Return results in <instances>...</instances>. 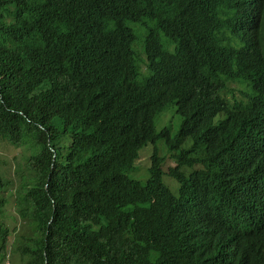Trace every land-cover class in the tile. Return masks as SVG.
Segmentation results:
<instances>
[{
    "label": "trees",
    "instance_id": "16d2710c",
    "mask_svg": "<svg viewBox=\"0 0 264 264\" xmlns=\"http://www.w3.org/2000/svg\"><path fill=\"white\" fill-rule=\"evenodd\" d=\"M0 137L31 150L22 264H264V0H0ZM156 141L177 194L155 152L129 174Z\"/></svg>",
    "mask_w": 264,
    "mask_h": 264
},
{
    "label": "rangeland",
    "instance_id": "374dc122",
    "mask_svg": "<svg viewBox=\"0 0 264 264\" xmlns=\"http://www.w3.org/2000/svg\"><path fill=\"white\" fill-rule=\"evenodd\" d=\"M136 41L132 47L133 52L136 56H140L143 59V50L141 39L144 37V33L138 28V25L134 28ZM162 45L165 49H168V41L162 39ZM144 67L141 65V72H143ZM142 78L139 77L137 81ZM181 117L177 113V108L175 104L166 105L165 108L161 109V112L157 115L154 122L156 131L162 129V127H172L174 131L181 126ZM153 149L156 150L157 154L163 159L162 169L165 172H169L171 169L177 166L175 159V152H171L166 149L161 143H156L154 148L150 144L145 145L138 151V158L133 163V168L130 169V176L133 179L144 181L147 176V170L150 164L149 156ZM31 154V150L28 149L26 144L14 145L9 141L0 137V169H2L3 178L6 181L7 188L2 194V198L5 199V204L0 206V217L4 225L10 229L11 236L9 238L10 242L14 241L13 252L9 251V255L4 262V264H22L21 257L15 248L20 244L22 238H27L32 236L33 227L30 222L21 218L18 214V207L15 203L14 188L28 178V157ZM166 183L174 189L175 194H177L176 182L169 176H165ZM11 257V258H10ZM10 258V260H9ZM9 260V261H8Z\"/></svg>",
    "mask_w": 264,
    "mask_h": 264
},
{
    "label": "clouds",
    "instance_id": "9594fccd",
    "mask_svg": "<svg viewBox=\"0 0 264 264\" xmlns=\"http://www.w3.org/2000/svg\"><path fill=\"white\" fill-rule=\"evenodd\" d=\"M143 24H144L143 26L138 25V28H139V30H140L141 32H143V31L146 30L145 28H146L147 25H149V22H148V21H144ZM135 26H137V25H132V26H131V28H132L133 31H134ZM134 33H135V32H134ZM166 41H168V40H166ZM168 44H169V41H168ZM161 45H162V43H161ZM162 46H163V45H162ZM163 48H164V47H163ZM164 49H165V48H164ZM166 50H168V49H166ZM143 67H144V66H143ZM140 70H141V69H140ZM141 73L144 75V70H143V72H141ZM162 109H163V108H162ZM160 112H161V111H160ZM160 112H159V113H160ZM159 113H158V114H159ZM158 114H157V115H158ZM157 115H156L155 118H154L155 120H156ZM155 120L153 121V123L155 122ZM164 127H166V126H164ZM164 127H162V128H164ZM169 127H170V126H169ZM171 128H172V127H171ZM154 129H155V126H154ZM160 130H161V129H159L158 131H160ZM155 131H156V129H155ZM158 131H156V132H158ZM156 143H161V144H163V145L165 146V144L162 143V142H160V141H156V142H154V143H147V144H150L151 147L154 148V146H155ZM147 144H146V145H147ZM144 146H145V145H144ZM144 146H142V147H144ZM142 147H141V148H142ZM141 148H140V149H141ZM165 148L168 149V147H166V146H165ZM140 149H139V150H140ZM139 150H138V151H139ZM168 150H169V149H168ZM170 151H171V150H170ZM154 152L156 153V155H157L158 157H160V158L162 159V157H161L160 155L157 154V152H156L155 149H153V151L151 152V155H152ZM171 152H174V151H171ZM151 155L149 156V159H150L149 167H150V165H151ZM175 155H176V152H175ZM137 158H138V152H137V157H136V159H137ZM136 159H135L134 161H136ZM175 159H176V158H175ZM134 161H133V163H134ZM176 162H177V161H176ZM133 163H132V168H133ZM162 164H163V159H162ZM162 164H161V168H162ZM149 167H148V169H149ZM176 167H177V166H176ZM176 167H175V168H176ZM173 169H174V168H173ZM162 170H163V169H162ZM170 171H171V170H170ZM170 171H169V172H165V171L163 170V172L165 173L164 176H163V182H164L165 185H168L170 188H172V187L170 186L169 183H166V182L164 181V180H165V176H169V177H171V176L169 175ZM147 173H148V170H147ZM129 174H130V171H129ZM148 175H149V174H148ZM147 178H148V176H147ZM147 178H146V179H147ZM171 178L176 182V186H177V190H178V187H179V183H178V181H177L175 178H173V177H171ZM146 179H145V180H146ZM172 189H173V188H172ZM177 190H175V191H177ZM173 191H174V189H173Z\"/></svg>",
    "mask_w": 264,
    "mask_h": 264
}]
</instances>
